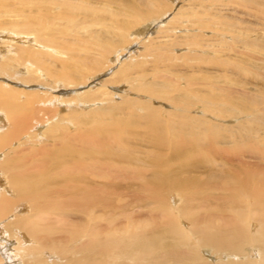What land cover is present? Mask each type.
Here are the masks:
<instances>
[{"label":"bare ground","instance_id":"6f19581e","mask_svg":"<svg viewBox=\"0 0 264 264\" xmlns=\"http://www.w3.org/2000/svg\"><path fill=\"white\" fill-rule=\"evenodd\" d=\"M169 3L0 0V264H264V89L247 88L264 66L205 52L229 35L264 56V40ZM157 19L216 40L184 33L177 58Z\"/></svg>","mask_w":264,"mask_h":264},{"label":"rangeland","instance_id":"374dc122","mask_svg":"<svg viewBox=\"0 0 264 264\" xmlns=\"http://www.w3.org/2000/svg\"><path fill=\"white\" fill-rule=\"evenodd\" d=\"M168 1V0H167ZM171 1L173 0H170V3L171 6L169 8V13L166 15V17H169L171 14L173 15V12L175 11H178L180 10L181 8L183 9H187L188 6L187 3H191V5L195 6V5H203L205 4L207 6V8H212L213 10H215L216 12H219V19H221V17L223 19H227L229 20V22H235V18L237 17H240V19L242 20V24L241 25H246L248 29L251 30L252 34L249 36L251 37V39H247L248 41H252L253 39H260V40H264V12L261 11V10H250L249 12H252V13H255L256 16H248L251 15L248 10H243L244 8L243 7H240V6H235L233 1L234 0H201V1H189V0H178L176 4H172ZM195 2V3H194ZM237 7H239L237 9ZM242 10H241V9ZM164 17V16H163ZM165 18V17H164ZM169 18H166L164 20L168 21ZM158 22H162L163 23V19H157L155 24H157ZM187 25H185V24ZM151 24V23H149ZM165 24V23H163ZM189 23L187 21H184L181 23H177V24H173L169 27V33H168V30L167 29V26L166 24L164 25L165 27H163L162 29L159 30V32L156 34V32L153 34V38H151V41H154V42H161L162 44H164L166 47H169L171 48V53L173 55H175L177 58L182 56V55H191L189 53V47L185 45H183L184 42H186V36L185 34H189L191 35L190 37H192L193 35H198V37H202V39L204 38L205 40H207V44H208V41L209 42H213V40L215 41L216 39H213L214 38V34L210 31V32H207L205 34H201L200 32H198L196 30V28H191L190 26H188ZM143 27V25H142ZM138 28H141L138 27ZM137 29V28H136ZM182 29V30H181ZM173 31V32H172ZM181 32V33H180ZM187 32V33H186ZM83 33V32H82ZM185 33V34H184ZM170 34V40H169V37L167 38V36ZM193 34V35H192ZM206 35V36H205ZM228 36L227 38H222L221 36V43L222 44H219L220 42L218 40L217 43H215V45L213 47L209 46V47H206L205 48V52H207L208 54H213L217 51L221 52L220 54V57L225 59V58H230L229 56H233L234 58V63H236L240 58H242V53L241 52H244L247 56H252L250 57L253 61L255 60V62L259 63V64H263L262 66H264V62L260 61L259 60H263L264 61V56L262 53H256V52H253V51H249L248 52V48H241V49H237L236 48V44H234L232 41L228 40L230 38L229 35H226ZM185 39H184V38ZM141 38V37H140ZM143 38V37H142ZM168 39L169 42H166V43H163L164 39ZM180 38V39H179ZM137 39V38H136ZM179 39V40H178ZM146 38L144 39L143 42H145ZM137 41H140V39H137ZM147 41V40H146ZM175 41V43L181 41L182 45H176L174 44L173 45V42ZM171 42V43H170ZM219 42V43H218ZM34 43H36L34 41ZM224 43V44H223ZM172 45V46H171ZM222 45V46H221ZM174 47V48H173ZM56 50V48H53ZM250 49V48H249ZM208 50V51H207ZM52 51V50H51ZM176 51V52H175ZM179 51V52H178ZM188 53V54H187ZM127 55V53H124V55ZM224 55V56H223ZM213 56V55H212ZM113 57L115 58V55H113ZM111 56V62L114 60ZM175 57V58H176ZM244 58H248L246 56L243 55ZM133 62H135L136 58H132ZM177 62V65L179 66L178 68H181L183 65H186L187 67H194L195 68H199L203 66V62L201 64H199L200 62L197 61V60H193L192 59H180V60H176ZM105 65V64H104ZM221 66L224 67V65L221 63ZM183 68V67H182ZM103 69L101 68L100 69V72L98 74H96V76L93 75H88L87 77V80L88 82H86L87 86L86 87H89V89H93V90H96L99 86V83H94L95 80L97 78H99L100 76L102 75H106L105 73L109 72V70H106L104 69V71H102ZM212 70V69H211ZM192 72V70H190ZM105 72V73H104ZM255 72L259 73L260 74V78L258 79V83H255L254 86L251 85V86H248L247 88H256V91H262L264 89V71L263 70H255ZM222 76L226 75L224 73H220ZM219 74V75H220ZM128 76H131L130 73L128 74ZM132 77V76H131ZM5 82L6 84L8 83L9 85H11L10 82H8L7 80L5 79H0V82ZM256 86V87H255ZM19 87H22V86H19ZM85 87V88H86ZM95 88V89H94ZM135 93H126L124 94V97L131 101L132 103H134V105L136 106H142V105H148V107H152V109L154 111H158L157 109L160 107V105H163L161 102H162V99L161 98H139L137 96H134ZM162 107V106H161ZM163 107L166 108L165 105H163ZM71 111H67L65 113H70ZM85 113V112H83ZM64 114V113H63ZM9 128V127H7ZM27 137V136H26ZM25 138V137H24ZM36 147V146H35ZM27 148V147H26ZM123 203V202H122ZM121 204V203H120ZM124 204V203H123Z\"/></svg>","mask_w":264,"mask_h":264}]
</instances>
